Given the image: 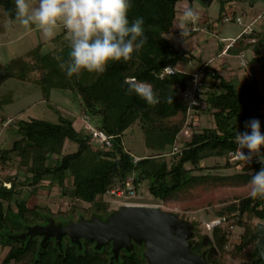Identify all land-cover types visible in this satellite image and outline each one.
I'll use <instances>...</instances> for the list:
<instances>
[{
  "label": "trees",
  "instance_id": "obj_1",
  "mask_svg": "<svg viewBox=\"0 0 264 264\" xmlns=\"http://www.w3.org/2000/svg\"><path fill=\"white\" fill-rule=\"evenodd\" d=\"M177 1L131 0L128 18H144L145 44L128 61L109 62L102 74L81 71L78 75L66 77L59 67L68 59L66 38L60 41V44L64 41L65 44L59 48L44 50L38 43L1 64L5 70L14 72L15 79L26 83L31 90L39 88L43 100H47L51 89L63 92L76 104L80 115L86 114L96 120L94 125L111 136V143L107 148H94L81 123L76 126V116L67 117L55 107H52L57 114L55 121L13 119L3 112L12 102L10 93L0 94V124L10 119L7 125L17 135L8 148L0 149V169L15 168L13 175L6 173L0 179V243L9 246L0 264H143L138 249L130 255L120 256L118 263H109L106 248L100 253L94 252L86 242L81 253L67 242L59 251L49 240L35 257L37 237L14 241L1 232H21L24 224L33 223L26 222L28 218L43 213L39 206H27L26 197H20L22 186L36 193L43 181L49 184L55 182L63 196L88 203L91 208L103 212L107 211L108 204L102 196L120 190L124 198L127 182L134 194L144 183L151 197L164 201L175 192L203 180V175H195L193 171L200 169V162L207 158L228 160L231 155L236 158L234 164L242 163L244 160L239 157L234 138L237 131H246V121L258 119L264 133V112L261 111L264 92L258 91L254 80L236 86L232 79L202 63L199 66L200 75L195 81L194 74L179 67V63L188 62L192 55L181 42L171 43L166 37L176 29ZM229 1L219 0L216 21L223 22L224 5ZM0 10L7 19L17 20L15 0H0ZM261 14L264 17V10ZM252 15H260V10L253 8ZM228 16V21H236L234 11ZM223 52L236 56H244L243 53L248 52L246 61L240 64L256 66L260 73H264V27L255 29L251 25L245 26L233 42L223 48ZM168 65L176 70L172 74L160 75ZM207 76L211 79L209 83L205 82ZM138 82L149 85L159 102L148 105L137 95L127 93L128 85ZM188 90L192 91L189 95L186 94ZM168 96H173L172 103L166 102ZM190 111L192 115L184 123ZM198 112L209 113L212 124L196 129L193 115ZM135 125L149 150L148 154L139 157L131 155L124 147V131ZM186 126L189 128L188 136L172 152L181 130ZM65 141L75 143V150L62 153ZM166 149L167 155L163 154ZM242 151L247 152L246 149ZM261 152L264 153V148ZM244 167L254 173L261 165L253 157L251 163ZM20 172L24 173L22 180L17 177ZM238 176L250 178L245 172ZM68 177L71 184L67 187L64 182ZM4 182H8L9 186L3 185ZM73 208L74 203H70L69 209ZM227 210L236 212L237 217L246 214L264 223V198L252 199L247 195L227 206ZM219 224L212 226L211 238L204 236L193 246L195 251L207 249L209 264H226L223 255L226 253L227 232ZM238 224L242 227L240 243L234 247L232 256L244 252L243 257H239L242 260L239 264H263L260 260L253 261L256 252L252 243L247 241L250 232L255 229L254 224L240 219ZM244 246L250 248L245 251Z\"/></svg>",
  "mask_w": 264,
  "mask_h": 264
},
{
  "label": "rangeland",
  "instance_id": "obj_2",
  "mask_svg": "<svg viewBox=\"0 0 264 264\" xmlns=\"http://www.w3.org/2000/svg\"><path fill=\"white\" fill-rule=\"evenodd\" d=\"M37 2L38 0H27L29 10L35 7ZM189 5H191L200 19L209 18L212 20V26L216 33L212 31L206 32L201 28L203 27L201 25L198 30L193 33L191 32L194 30L191 28H178V24L181 26L183 24L182 20L184 13H182V8L186 9ZM257 5L263 7L264 1L257 2ZM176 9V29L171 30L166 37L171 43L181 42L182 46L188 49L192 56L189 58L188 62L179 63V67L183 71L192 74L199 72V66L207 61L211 55L214 56L213 47L216 46L217 41L219 42L220 40L222 44L231 42L230 40L238 36L249 21V18L245 16H241L239 21H216L215 18L219 9L218 0H212L208 7H203L197 0H192V2L178 0L176 2ZM242 12L243 11H241V13ZM194 23H196V21L193 22V25ZM256 25L260 29L263 28L264 18L260 19L259 23ZM53 31V37L46 40L35 26L21 25L18 20H9L2 15L0 10V64L21 55L38 43L43 46L44 50L59 48L61 45L65 44V41L60 44V41L66 38L62 23L58 21ZM243 55L244 56H236L227 54L225 57L228 65H224L225 63H218L217 65L214 63L215 65H211L215 66L220 74L232 79L236 86L247 80V82L255 81L258 91L263 93L264 73H260L257 67L256 71H254L250 67L248 68L247 65H241V61L245 62L249 53L244 52ZM210 81L211 79L207 76L205 82L209 83ZM26 85V83L15 79V77H6L1 80L0 94L8 92L12 98L11 104H8L3 110L5 114L13 119L37 118L55 121L57 114L52 109V107H55L67 117L76 116L75 124L77 127L80 125V111L76 107V104L71 99L67 98L63 92L51 89L47 100H43L39 88L34 87L33 90H31L30 87ZM261 111L264 112V107ZM190 115H192L191 111L184 123L188 122ZM193 120L196 129H201L212 124V116L206 112L194 113ZM95 121V119H92V124H95ZM8 123H10V119L0 124V149L8 148L11 142L17 137L14 131L8 127ZM188 134L189 128L187 126L183 127L178 136L177 143L181 144ZM123 137L124 147L131 155L139 157L149 153V150H147L143 144L141 133L137 125L133 126L131 129L125 130ZM75 148V143L65 141L62 153L72 152ZM167 151L168 149H166L163 154L168 153ZM235 160L236 158L230 155L228 160L222 158H207L201 161V168L194 170L193 174L203 175L205 178L175 192L164 201L151 197L144 183L138 186L136 193L132 197L122 198L116 195V193H106L102 196V200L108 204L107 211L114 209L122 202L154 205L165 210H170L193 225L195 244L201 241L204 236L211 238L212 226L220 223L219 226L227 232V241L224 245L226 253L223 255V260L226 264H239V262L242 261L239 257H243L244 252L237 254L235 257L231 254L234 247L240 243L239 234L242 231V227L239 226L238 220L252 221L254 226L260 221L250 218L246 214L237 217L236 212L227 210V206L237 203L240 198L247 196L249 193L250 186L248 181L250 178L244 179L238 175H242L245 172L251 177L253 173L252 169L244 167L246 166L245 161L234 164ZM14 172L15 168L13 166L4 171L0 169V179L4 177L6 173L13 175ZM23 175L24 173L20 172L17 176L18 179L22 180ZM64 183L68 187L71 184V178H66ZM3 185L8 187L9 183L4 182ZM21 190L20 197H26V204L29 208L39 206V210L54 218H65L68 216L76 217L80 214L87 217L93 211L103 213V211H97L91 208L88 203L74 201L71 199L72 197L68 195L63 196L60 186L55 182L49 184L48 181H43L36 193L29 192L30 188L26 186H22ZM70 203H74L73 209H69ZM218 213H222L223 216H219ZM223 218H225V220ZM41 219L40 213L38 217L28 218L26 222H35ZM248 242H251L254 247L255 241ZM8 247V245L3 246L0 243V261L7 252ZM248 248H250V246L243 247L245 251L248 250Z\"/></svg>",
  "mask_w": 264,
  "mask_h": 264
},
{
  "label": "clouds",
  "instance_id": "obj_3",
  "mask_svg": "<svg viewBox=\"0 0 264 264\" xmlns=\"http://www.w3.org/2000/svg\"><path fill=\"white\" fill-rule=\"evenodd\" d=\"M130 6L131 0H38L29 10L27 0H15V18L21 25L35 26L46 40L53 37L57 22L62 23L69 51L68 59L59 65L61 70L66 77L81 71L99 75L109 62H126L145 44L144 18L129 20ZM127 93L137 95L148 105L159 102L143 82L129 84ZM172 97H166V102L172 103ZM244 127L246 131H237L234 138L239 157L246 164L255 157L261 165L248 181V195L264 198V133L256 118L246 121Z\"/></svg>",
  "mask_w": 264,
  "mask_h": 264
},
{
  "label": "water",
  "instance_id": "obj_4",
  "mask_svg": "<svg viewBox=\"0 0 264 264\" xmlns=\"http://www.w3.org/2000/svg\"><path fill=\"white\" fill-rule=\"evenodd\" d=\"M192 1V0H188ZM203 7H208L212 0H197ZM15 73L5 70L0 64V82ZM94 148L97 141L91 140ZM42 219L23 225V231L5 234L14 241L27 237L38 238V250L41 253L49 240L63 250L65 243L74 245L77 252H84V243L92 251L109 252V263H118L123 251L129 254L138 249L143 264H209L207 249L193 250L195 244L193 225L176 213L159 206L122 202L114 209L103 213L93 211L89 216L54 218L41 213ZM248 241H255L256 256L253 261L264 264V223L257 222Z\"/></svg>",
  "mask_w": 264,
  "mask_h": 264
},
{
  "label": "crops",
  "instance_id": "obj_5",
  "mask_svg": "<svg viewBox=\"0 0 264 264\" xmlns=\"http://www.w3.org/2000/svg\"><path fill=\"white\" fill-rule=\"evenodd\" d=\"M259 1L263 2L264 0H231L229 2H226L225 5H224V9H225L224 15H230V13L232 11H234L235 16H237L239 18L241 16H245V17L249 18V21L246 24V26L247 25H251V27H254L255 29H260L256 24L259 23L260 19L264 18V17L261 16L262 15L261 14L262 11L264 10V6L260 7L259 5H257V2H259ZM188 2H192V1H188ZM253 8L259 9L260 10V15H258L256 17H252L253 16L252 15V9ZM182 9H183L182 13H184V17H183V20H182L183 24H182V26L178 24V27H180L181 29H190L192 26H195V27H197V30H198V28L201 25V26H203L201 28L204 29L206 32L212 31V32L216 33V31H214V28L212 26V20H210L209 18L200 19L197 16V13L192 9L191 5H189L186 9L185 8H182ZM241 11H243L244 13H241ZM193 17L195 18L194 22L196 21V23H194V25H193V22H192V18ZM197 22H198V24H197ZM220 39H223V38H220ZM225 39H228V38H225ZM234 39L230 40L231 42H228L227 44H222V42H220V40H219V42L217 41L216 46L213 47V51H214L213 55L214 56L211 55V57H209L208 60L205 61L204 63H207L208 65H210L211 67H213L215 69H216V67L212 66L211 64L216 63V65H217L218 63L219 64H224L225 63L224 65H228L227 59L225 57V56H227V54H225L223 52V48H225V47H227V45L231 44ZM249 67L252 70H254V71H256V69H257L256 66H249Z\"/></svg>",
  "mask_w": 264,
  "mask_h": 264
},
{
  "label": "built area",
  "instance_id": "obj_6",
  "mask_svg": "<svg viewBox=\"0 0 264 264\" xmlns=\"http://www.w3.org/2000/svg\"><path fill=\"white\" fill-rule=\"evenodd\" d=\"M194 20H195V18L193 17L192 18V22H194ZM223 20L224 21H228L229 20V16L225 15ZM236 21H239V17H236ZM191 28H192V30H197V27H195V26H192ZM175 70H176V68L174 66H169L168 65V66H165L163 68V70L160 73V75L172 74ZM199 72L194 73L195 81H196V78L198 76L197 74H199ZM190 92H192V91L188 90L186 92V94L189 95ZM79 118H80V123L82 124L83 129L90 135L91 140L97 141L99 143V147L107 148V147L110 146L111 136H109L106 133H104L103 131L99 130L94 124H92V118L90 116H88L86 114H81L79 116ZM179 146H180L179 143H175V146H173V148H172V152H175L179 148ZM126 188H127V194H125V196H123V197L132 196L134 193H133V190H132L131 185H130L129 182L126 183ZM114 193H116V195H118V196L122 195L120 190H116Z\"/></svg>",
  "mask_w": 264,
  "mask_h": 264
},
{
  "label": "flooded vegetation",
  "instance_id": "obj_7",
  "mask_svg": "<svg viewBox=\"0 0 264 264\" xmlns=\"http://www.w3.org/2000/svg\"><path fill=\"white\" fill-rule=\"evenodd\" d=\"M29 224V223H28ZM135 250H137V249H135ZM131 252H133V251H131ZM130 252V253H131ZM135 252V251H134ZM137 252V251H136ZM130 253L129 254H125L123 251L121 252V254H120V256H126V255H130ZM119 256V258H120V260H119V262L121 261V257Z\"/></svg>",
  "mask_w": 264,
  "mask_h": 264
}]
</instances>
